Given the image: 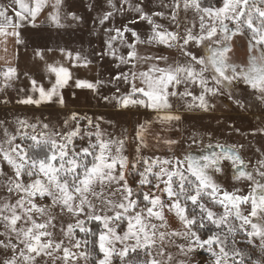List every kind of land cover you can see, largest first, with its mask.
I'll return each mask as SVG.
<instances>
[{"label":"snow or ice","instance_id":"snow-or-ice-1","mask_svg":"<svg viewBox=\"0 0 264 264\" xmlns=\"http://www.w3.org/2000/svg\"><path fill=\"white\" fill-rule=\"evenodd\" d=\"M108 4L120 12L126 4L151 27L144 38L127 25L104 28L108 38L99 55L130 66L114 79L131 85L127 94L103 97L105 101L151 110L162 129L181 121L171 111L172 98L207 112L214 107L212 99L226 94L243 108L234 95L243 82L264 103V0H161L167 14H149L140 4L133 8L130 0L119 9L112 0ZM48 5L49 0H11L10 7L0 6V38L22 43L20 29L36 27ZM61 5L62 0H55L49 14L57 27L62 26ZM113 15L106 11L96 19L103 26ZM236 38L247 41L244 63L232 58ZM142 45L163 46L178 57L141 55ZM120 48H127L126 55ZM35 56L44 59L41 50ZM75 59H81L78 53ZM140 65L148 67L137 70ZM46 71L55 76L51 88L37 86L33 79L39 98L18 103L39 106L59 95L70 79L68 69L46 63ZM16 74L13 66L0 71L5 87ZM76 87L96 85L78 80ZM83 119L87 125L81 127ZM152 123L137 126L134 153L128 154L127 136L106 133L76 113L59 127L17 119L10 132L0 122V264H191L189 254L197 247L207 248L209 264H264V158L250 169L239 151L243 145L205 146L195 134L181 155L174 152L179 140L157 134L156 145L173 154L147 155ZM229 164L233 178L247 182L246 192L239 187L229 191L218 181Z\"/></svg>","mask_w":264,"mask_h":264},{"label":"rangeland","instance_id":"rangeland-1","mask_svg":"<svg viewBox=\"0 0 264 264\" xmlns=\"http://www.w3.org/2000/svg\"><path fill=\"white\" fill-rule=\"evenodd\" d=\"M164 3H168L169 0H163ZM55 0H49V5L43 11H49V14L53 11L52 4ZM112 3L119 9L123 3V0H112ZM133 8L137 4L142 5L144 11L151 14L155 11L167 10L160 7L161 0H130ZM78 11L80 13V25L79 29L71 30L69 35L72 34L75 41L81 44L86 53H90L92 57L96 58V70L98 74V81L100 82L98 88V96L100 97V103L97 107V112L93 113H77L76 111H43L34 109L4 107L0 105V122H3V126L7 127L10 132H14L16 128V120L24 119L29 123H36L38 121L49 123L53 126H62L64 120L69 119L73 113H76L78 117L91 118L93 124L99 123L100 128L106 133L123 138L128 137V143L126 145L128 154L134 153L135 142L134 137L136 135L137 126L140 124H146L148 121H153L148 126L149 131L147 133V139L150 144V150H145V154H159L164 156H170L173 153L169 152L163 144L157 146L154 137L157 134H162L164 138L177 139L180 144L174 146V152L176 155H181L183 149L187 148L191 143L189 139L192 135H196L198 140H202L206 146L209 142L215 144L219 142L227 145H243L240 154L248 167L254 168L258 159L264 158V103L256 98L252 89L247 85L240 82L235 86L234 95L245 104V107H240L232 100L227 98V95L217 96L212 99L211 103L214 105L210 111H203L199 108L188 109L185 107L184 101L178 98H172V112L178 114L181 117L180 122H174V128L167 129L161 127L158 122H155L156 113L145 109L136 107H129L127 109H118L116 107L115 100L107 101L104 103L103 97L108 95H117L118 97L127 94L131 90L130 83H125L123 80L116 81L114 77L121 72H129L130 66L120 65L119 61L114 59L111 55H99L105 52V40L108 38V34L104 32V28L123 27L127 25L130 29L135 30L142 38H144L150 32V25L147 21L139 19V14L124 5V11H115L109 7L108 0H62L60 11ZM106 11H113L114 15L110 21L101 26L96 19L98 16H102ZM183 15V13H181ZM157 23L167 25V21L160 17H154ZM46 20L47 18L39 19L38 21ZM95 21V22H94ZM131 21H135L132 23ZM32 42L35 45H39L45 41L42 40L44 35L56 36L58 31L48 29L47 27H36L32 30ZM45 36V37H46ZM129 41H131V33H126ZM194 52H198L197 49H192ZM120 53L126 55L127 48H120ZM141 55L150 56H168L173 55L174 58L178 57V53L175 50L167 49L163 46H146L139 47ZM84 52V53H85ZM172 53V54H170ZM199 54V52H198ZM233 61L236 63H244L247 60V41L243 38H236L234 43ZM148 65H140L137 70H146ZM138 84V81H137ZM119 88V91H117ZM88 88H82L81 91ZM183 88L181 87V91ZM200 90L198 88L193 89L195 95H199ZM102 99V100H101ZM189 101L191 98H187ZM10 103L9 96L5 94V97L0 99V103ZM88 98H82V102H88ZM99 112V113H98ZM70 123H72L70 121ZM81 127L87 125V119L80 121ZM126 130V131H125ZM2 133V128H0ZM196 148V145H193ZM193 154H198L194 152ZM7 170V169H6ZM234 170L231 165H226L224 173L218 175L217 179L221 185L227 188L229 191L233 187H239L243 191H247V182L237 181L234 178ZM130 183L135 184V180L130 178ZM0 195H4L0 192ZM217 211H222L217 209ZM206 238L207 233L203 234ZM244 247V245H241ZM175 251V250H173ZM191 264H209L210 254L206 247L195 248L190 254ZM254 257H259L258 250H254Z\"/></svg>","mask_w":264,"mask_h":264},{"label":"crops","instance_id":"crops-1","mask_svg":"<svg viewBox=\"0 0 264 264\" xmlns=\"http://www.w3.org/2000/svg\"><path fill=\"white\" fill-rule=\"evenodd\" d=\"M11 0H0V6L10 7ZM61 13V25L55 26L51 21L41 20L49 19V11H42L35 21L36 27H47L58 31V35L50 37L44 35L42 40L45 41L39 45H35L32 42V30L36 27L27 26L20 29V39L22 43L17 44L14 37H8L7 41H3L0 38V71L4 70L7 66H13L17 69V74L9 81V86L5 87L4 79L0 76V99L5 97V94L9 96L10 103L2 104L4 107L34 109L43 111H76L77 113H93L97 112V107L100 103V97L98 96V88L100 83L98 81V74L96 70V58L92 57L90 53H86L81 44L75 41L72 34L69 35L71 30L77 31L79 29L80 20H73L68 13H75L77 17H80L78 11H60ZM11 14V11H10ZM46 36V37H45ZM7 49V51H5ZM51 49V51H49ZM64 51L61 52L60 50ZM36 50H41L44 56L43 60H40L35 56ZM85 52V53H84ZM68 53H72L69 57ZM79 54L81 59L77 61L75 59L76 54ZM172 54V53H170ZM170 58H174L173 55H168ZM85 61L87 64L85 65ZM47 64H55L57 66H63L68 69L70 73V79L67 84L59 89V95L54 96L51 101L43 102L39 106L34 104H23L17 101L26 99L29 96L33 98H39L38 92H33L31 80L37 82V86H43L45 89L51 88L52 83L55 82V76L46 71ZM86 81L96 85L95 89H84L76 87V82ZM117 95H108L113 97ZM63 98V104L60 103V98ZM88 98V102H82V98ZM102 100V99H101ZM103 102L105 100H102ZM109 101H114L110 99ZM105 101L104 103H106ZM116 103V100H115ZM118 109L119 108L116 104ZM141 108V107H140ZM99 113V112H98Z\"/></svg>","mask_w":264,"mask_h":264}]
</instances>
